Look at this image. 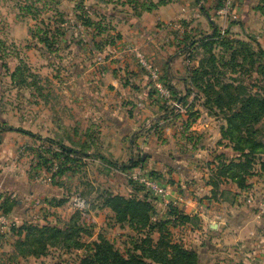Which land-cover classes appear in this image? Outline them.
Here are the masks:
<instances>
[{"label":"rangeland","instance_id":"1","mask_svg":"<svg viewBox=\"0 0 264 264\" xmlns=\"http://www.w3.org/2000/svg\"><path fill=\"white\" fill-rule=\"evenodd\" d=\"M129 3L128 0H0V212H5L12 223L0 228V264H80L93 252V243L99 239L108 241L123 256L138 254L142 239L149 237L156 244L160 234L197 252L198 264H264V176L250 177V188L244 195L228 190L222 194L220 198L230 206L220 219L223 229L218 237L210 228L200 231V222L196 220L183 224L172 220L169 224H157L152 230L135 231L127 223L117 221L106 204L108 199L117 195L141 199L149 196L156 207L152 222L163 223L169 204L173 205L167 199L168 193L163 198L152 195L145 187L133 183L127 170L101 159L100 153L59 149L62 143L72 149L77 146L68 142L65 135H74L73 131L82 123L78 117L85 109L81 102L69 98L67 87L74 83L89 59L103 54L114 41L115 18L128 13ZM23 5L34 8L30 14L21 13ZM236 24L237 19L227 24L224 40H200L193 50L184 53L187 68L183 81L189 86H185L182 107L187 117L172 119L179 125L192 126L198 118L201 123L211 118L220 135L229 111L224 108V113L214 105L216 91H221L223 102L234 110L245 93L264 97V55L251 36L241 28H234ZM164 84L171 92L175 90L171 83ZM206 85L211 87L209 96L202 90ZM179 94L174 91L172 99L176 101ZM149 126L146 132L162 140V132L157 128L160 125L150 122ZM245 127L263 128L264 133V118L248 121ZM89 130L94 142L97 129ZM146 140V137L139 139L147 145ZM225 144L229 142L221 135L213 140L215 146L208 163L217 166L213 163L214 156L223 152L219 151ZM144 153L145 150L135 153L132 161ZM262 158L263 155L257 158L254 171ZM203 162L200 167L215 169ZM142 166L146 173L151 172L144 159ZM158 178V183L165 187L159 175ZM77 198L84 201L82 211L76 208ZM58 201L60 205H56ZM39 210H45L41 214L45 223L58 228L66 229L74 221L80 230L74 240L80 246L67 247L57 239L54 245L46 247L45 254L29 256L32 246H18L20 235L16 232L23 222L42 225L44 221L34 217ZM23 212L30 219L20 220L17 215ZM21 234L23 237L22 231Z\"/></svg>","mask_w":264,"mask_h":264},{"label":"crops","instance_id":"2","mask_svg":"<svg viewBox=\"0 0 264 264\" xmlns=\"http://www.w3.org/2000/svg\"><path fill=\"white\" fill-rule=\"evenodd\" d=\"M128 1V13L115 18L114 43L108 44L103 54L97 53L89 59L74 83L67 87L69 98L81 102L85 109L78 117L82 123L73 131L74 135L66 134L65 137L77 145L74 150L97 152L117 164L132 161L135 153L145 150L142 154L144 162L151 171L160 173L158 175L167 188V199L185 215H196L200 231L210 228L218 237L223 229L220 219L225 217L226 208L230 206L220 197L227 193L226 190L242 195L247 193L231 182H224L217 197L212 198L210 177L213 170L200 166L204 164L203 160L209 162L211 148L215 146L213 140L220 138L219 132L213 128L211 118H206L203 123L198 118L192 126L174 122L175 116L186 118V110L177 111L170 103L156 98L147 74L125 51L129 44L137 47L159 69L163 82L171 83L175 88L172 94L180 92L179 101L182 100L187 68L180 49L182 41L186 36L196 39L201 34L211 33L220 25L221 20L216 15L218 1ZM149 4L154 6L145 9ZM135 6L137 10H134ZM235 12L238 24L234 28L243 29L264 51V0H235ZM150 122L159 123L162 140L146 132ZM91 128L97 129L94 142L90 138ZM141 137H146L149 144L140 142ZM154 138L155 142L152 141ZM62 145L74 148L67 143ZM222 146L223 149L218 146L219 152L232 154L230 147ZM39 211L34 217L44 221L45 216L41 218V214L45 210ZM17 216L20 220L30 219L24 212Z\"/></svg>","mask_w":264,"mask_h":264},{"label":"trees","instance_id":"3","mask_svg":"<svg viewBox=\"0 0 264 264\" xmlns=\"http://www.w3.org/2000/svg\"><path fill=\"white\" fill-rule=\"evenodd\" d=\"M153 6L154 5L149 4L146 8L144 6H141L140 8L141 10H144V8L148 10ZM33 8V5H23L20 7L21 13H24L25 11L29 13ZM134 10H137L136 6ZM219 27L215 26L210 34L201 35L196 39L192 36H186L182 41L183 46L180 48L183 51V55L184 53L193 50L195 44L200 40L213 42H218V40L221 39L224 40L226 36L225 34H227V28L222 34ZM252 40L258 47V50L264 55V51L261 49L259 43L254 38ZM112 43H114V41L109 44ZM185 84L186 87L189 86L187 83ZM202 90L206 93V96H209L211 87L208 85ZM215 94L216 98L213 100L214 105L222 112H224V108L229 111V114H226L224 118L226 125L220 127V135L223 139H226L229 142V145L226 144V146H229L232 153L235 155L230 157L222 152L214 156L213 163H217V166L214 165L215 169H212L213 171L210 177L212 198L217 197L220 186L224 182H231L240 191H247L250 188V177L258 174V176H264V158L260 159L258 170L254 171L257 158L259 155L264 156L263 128L251 130L248 127H245V124H247L248 121L256 122L258 118H264V97L245 93L239 100H237L239 106L238 109L234 110L230 104L223 102L221 91H216ZM179 99L180 98L178 97L176 101ZM209 101L210 99H208V102ZM179 102L183 106L184 98ZM235 102L236 101H234L233 104H236ZM155 124L156 126L159 125L158 122H155ZM258 133L260 139L258 138ZM218 144H220V142ZM59 149L64 152H79L64 145H60ZM100 158L110 165L114 164L123 170H127V173L131 169L137 167L144 169L142 166V155L139 156L137 161H128L126 164H117L105 159L103 156H100ZM56 167L57 166H55V168ZM57 169V173H60L59 167H57ZM146 174L151 179L159 182L158 175L154 171ZM131 181L139 185L137 182L133 180ZM60 204L61 201L56 202V205ZM106 204L113 210L118 222L127 223L135 231L145 229L152 230L157 224L164 225V222L169 224L172 220L180 222V224L199 220L196 215H185L177 205L169 204L170 210L164 216L165 219L164 221L162 220L163 223H153L152 218L156 215V207L149 196H144L142 199L135 197L124 198L118 195L111 196ZM2 213L5 214V212ZM73 222L74 221H72L66 229L58 228L57 226L48 223L36 225L32 223L25 224V222H23L24 224L21 226V229H18L16 232L20 235V239H18L16 244L18 246L25 244L31 245L32 249L29 250L28 255L35 257L45 254L46 247L54 245L57 239H61L67 247L78 248L80 242L74 240V235L80 230ZM168 224L165 225L168 226ZM21 231L24 233L23 237H21ZM138 250V254L129 253L127 256H123L116 251L108 241L99 239L93 243V252L83 258L80 264H198L199 262V255L197 252L171 241L167 235L164 234H160L159 240L156 244L152 243L149 237H145L141 240Z\"/></svg>","mask_w":264,"mask_h":264},{"label":"built area","instance_id":"4","mask_svg":"<svg viewBox=\"0 0 264 264\" xmlns=\"http://www.w3.org/2000/svg\"><path fill=\"white\" fill-rule=\"evenodd\" d=\"M218 7L216 15L219 16L222 25H220V32L223 34L227 28V24L233 20H236L235 12V0H217ZM126 51L129 52L137 61L142 70L147 74L151 88L155 92L156 96L170 103L177 111L183 112V107L177 101L172 99V92L162 82L159 69L151 63L147 57L134 45H128ZM136 171L130 170L128 172V178L137 182L139 185L146 188L148 192L156 197H164L167 195V189L157 181L151 179L145 174L146 172L140 168H134ZM132 171V172H131ZM76 208L82 211L84 208V201L81 198H77ZM9 217L0 212V228L11 226Z\"/></svg>","mask_w":264,"mask_h":264}]
</instances>
